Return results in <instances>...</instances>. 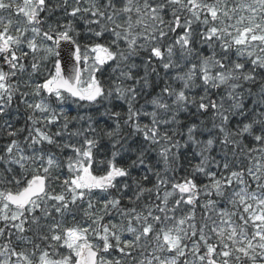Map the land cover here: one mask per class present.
<instances>
[{"label":"snow or ice","instance_id":"obj_1","mask_svg":"<svg viewBox=\"0 0 264 264\" xmlns=\"http://www.w3.org/2000/svg\"><path fill=\"white\" fill-rule=\"evenodd\" d=\"M57 11L71 19H57L44 30ZM76 20L87 29L83 56L74 39L81 35L74 31ZM62 41L75 46L71 70L62 64ZM177 47L181 63L173 59ZM0 60V134L9 140L0 145V237L7 232L32 247L30 253L18 251L9 240L0 248V264H264V0H233L231 6L229 0H0ZM183 64L186 71L179 70ZM111 65L106 87L97 73ZM172 70L175 76L168 75ZM17 97L32 113L26 129L16 128L11 116ZM53 98L58 106L71 98L79 105L76 115L55 111ZM118 102L126 113L114 110ZM209 113L211 127L180 119ZM56 123L55 134L44 130ZM123 128L127 135H121ZM65 134L68 142H58ZM105 137L110 158L100 152ZM73 138L82 144L71 143ZM45 145L74 153L62 181L54 174L61 163ZM192 146L199 149V163L161 198L159 190L175 179L168 173L182 167L181 150ZM153 153L156 164L146 165ZM123 154L130 159L121 166L117 157L123 161ZM94 166L103 174L95 175ZM138 166L156 177L151 188L141 182L148 175L131 177ZM196 173L208 182L198 184ZM127 179L131 184L117 188ZM153 191L160 203L144 201ZM96 193L100 199L94 201ZM174 194L179 198L170 208ZM182 207L188 211L177 218ZM67 216L81 219L65 227ZM125 233L130 238H122ZM110 250L119 257L105 258Z\"/></svg>","mask_w":264,"mask_h":264},{"label":"trees","instance_id":"obj_2","mask_svg":"<svg viewBox=\"0 0 264 264\" xmlns=\"http://www.w3.org/2000/svg\"><path fill=\"white\" fill-rule=\"evenodd\" d=\"M17 2H20L22 3V0H17ZM236 2H239V0H236ZM244 2L246 3H251L252 0H244ZM69 3L70 5L73 4V0H69ZM233 3V0H229V4L231 6V4ZM82 6H87L86 4L85 5H82ZM70 10V9H69ZM4 15H7V13H3ZM242 15H248L247 12H244V13H240ZM168 18V17H166ZM14 19H16L14 17ZM57 19L60 20L61 23H67V21L69 19H71L70 17H65L63 15L62 12L60 11H57L55 13L54 16H52L50 19H48V23L47 24H44L42 25L43 29L44 30H47L48 29V24H55V22L57 21ZM21 22H22V18H21ZM73 27H74V31L75 33H80L81 35H79L78 37L74 35V39L77 40V43H79L82 47H81V54H84V48H83V45H86L89 43V41L87 39L84 38V33L87 31L86 29V26L84 25L83 21H80V20H76V21H73ZM174 39V37H170V39L168 41H166V44L167 43H171L172 40ZM121 47H124V45H121ZM175 50H177V53H175L174 55V58L176 60V62L178 63V59H180V50L179 48L177 47ZM25 51H27V49H25ZM205 55L209 54V52L207 51V49H205V52H204ZM146 53L144 52H141V57H145L146 58ZM233 59H235V56H233ZM241 62H244V60L242 59ZM24 63L26 64V66L28 65L29 61L28 60H25ZM136 63H140L139 60L136 61ZM154 64H156L157 62L156 61H153ZM3 64V61L0 60V65ZM111 64V62H110ZM82 67L84 68V64H82ZM112 67H115V65H111V66H104L103 67V71L98 73L97 75V78L100 79L101 81L105 82V86L107 87L108 86V80H109V76H110V73H111V68ZM187 67H189V65L187 64H183L182 67L179 69L180 71H186L187 70ZM5 71H7V67L5 66ZM158 72L160 74V76L164 77L165 76V73H164V70L162 68H158ZM143 73L141 72V75ZM118 75V74H117ZM169 76H175L176 75V70H172L169 72L168 74ZM168 77H165V79H167ZM25 79H27V76H25ZM153 79H155V77H153ZM16 81L13 80L11 81V83H15ZM159 83L161 84V86L163 85V81H159ZM169 83H173V86L176 87V88H179L181 85H180V82L179 81H171L169 80ZM197 83L199 84V81H197ZM27 90V89H25ZM213 92L215 93L216 90H213ZM199 94H203V91L202 90H199ZM223 94V89L219 90V92L216 94V95H213V98L216 99L218 98V95H221ZM29 102H32L31 100ZM51 106L52 108L57 111V112H60L61 110L66 113L67 115L69 116H74L76 115L77 113V110L79 108V105L77 103H75L71 98L67 99L66 102L62 105V106H58L57 105V102L55 101V99L53 98L51 101ZM140 104H143L144 101L141 100L139 102ZM139 106V105H137ZM115 111H120L122 113H126L127 111V107L124 106V105H121L119 102L117 103L115 109ZM148 111H151V108L147 109ZM101 111H103V109H101ZM194 111V109H193ZM29 115H32L31 111L28 110L26 108V106L20 102L19 100V97H17L14 101H13V105H12V112H11V116L12 118H14L15 120V127L16 128H27V127H30L31 126V121L28 120V116ZM36 115L38 116L39 113L37 112ZM210 116H211V113H209L207 116H192V115H181L180 119L184 122V124H188L190 122H197L199 123L200 120H203L207 123L208 127H211V121H210ZM111 123V122H109ZM141 123H147V120H143L141 121ZM233 123H235V121H233ZM40 125H37V127H39ZM104 126V121L102 120L101 123H100V127H103ZM44 130L48 131L50 134H55L58 130H60V123H56L54 125H48ZM74 130V127L73 126H70L69 128V131H73ZM129 129L127 128H123L122 129V132H121V135H127ZM182 131L186 132V128L185 129H182ZM28 133H27V130H25L22 134L19 135L18 139L20 141H23V138L24 136H26ZM56 138V137H54ZM179 138V137H178ZM198 139H207V137H200L198 136L197 137ZM58 140V142H68L67 141V134H65V138H64V141H60V138H56ZM184 139H186V136L184 137ZM184 139H181V143L183 144L184 143ZM9 140L8 138L6 137V135H3V134H0V145H4L6 143H8ZM71 143H74L76 144L77 146H80L82 144V140L80 139H77V138H73V140L71 141ZM22 147H24L25 145L22 143L21 144ZM45 149L46 151H49L51 152L54 157L56 158L57 162L61 163V168L59 169L58 173H54V174H59L60 175V180L62 181L63 179H65L66 177L69 176V172H68V169L66 167V163H67V158L70 157V154H72L73 152L70 150V149H60L58 147H55V146H48V145H45ZM96 150H94L95 152ZM111 147H110V144L108 142V138L105 137L102 141H101V147H100V152L101 153H107V156L108 158L111 157ZM182 155L180 157V164L182 165L181 169L175 173H168V176L169 177H172L174 176L175 179L174 180V183L175 182H178L179 179L181 177H183L185 175V172L186 170L187 171H191L192 168L199 163V157L197 155H195V153H197L199 151V149H197L195 146H192V147H188L187 149H182ZM28 154H31L30 152ZM211 155H215V152H212ZM100 158H103V156H97V159H100ZM130 158L127 154H123V161H121V158L120 157H117V162L123 166V162L124 161H128ZM131 159H135V157H131ZM158 159V157L153 153L152 155H150L148 157V159L145 161V164H153L155 165L156 164V160ZM163 168V165L162 163L156 168L157 171H160L162 170ZM213 170L215 171V169L213 168ZM93 173L95 175H101L103 174L102 171L98 170L95 166L93 167ZM144 175H148L149 177V181L148 182H144V181H141L142 183H144V186L145 187H149L151 188L153 186V184L156 183V177L153 176L151 173H147L146 172V168L145 166H138L137 168L135 169H132L131 171V177L132 178H135L136 180H141V178L144 176ZM195 178L197 180V183L198 184H203V183H207L208 182V179L203 175V174H200V173H196L195 174ZM173 180H171V182L168 184V185H165L163 186L160 190H159V195L161 198H163V195H164V192L165 191H171V183L173 182ZM131 179H127V180H121L119 184H117V188H122L123 184L124 183H130L131 184ZM4 186L3 185H0V188H3ZM53 188H55V192L56 193H59L61 191V188H60V185L59 183H56L53 185ZM133 190H134V185H133ZM13 191H15V189H13ZM122 193L120 192H116V191H112L111 195L112 196H117L119 197ZM131 195V192H128L125 196H124V203L126 204L127 203V199H128V196ZM179 198L178 196H176L175 194L172 196V197H169V204L168 206L171 208L172 205L175 203V199ZM91 199H93L94 201L95 200H98L100 199V193H96L95 195H93L91 197ZM144 201L145 202H148V201H152V202H155V203H160V201L156 200V192L153 191L151 194H145V197H144ZM203 203V197L201 196V198L199 199V204L197 206V220L200 219V217L202 216V209L200 208V204ZM82 207L86 208L87 207V203L86 201L82 204ZM188 209L187 208H183L181 210H177L175 215L177 216V218L185 215L187 213ZM39 214V213H37ZM82 215V213H81ZM57 219H59V217H57ZM81 219L80 216H77L76 217V220L74 221L73 218L71 216H67L65 218V221H64V226L67 227V226H73L77 221H79ZM51 221H42L41 223L42 224H47V223H50ZM0 225H2L3 227V223L1 222ZM82 226H87L86 224L82 225ZM25 227H28V225H25ZM46 228L44 230V232L46 233ZM7 232L5 233L4 236L0 237V248H2L3 246V242L4 240L6 241V237H7ZM33 232L32 231H29L28 233H26V236L29 237V238H32L33 237ZM13 238L16 239V236L13 235L12 236ZM4 238V240H3ZM122 238H130V234H127L125 233L123 235ZM17 241V240H16ZM11 242L12 246L13 247H16L17 250H21V248H25L27 252H31L32 251V247L31 245H27V246H24V245H20L18 242ZM96 241L94 240L93 243H95ZM35 243H38L40 244L41 248H44L45 245L43 243H41L38 239L35 240ZM63 251L65 248H58L57 251ZM119 257V253L116 252L115 250H110V255L108 254H105V258L107 259H112V258H118Z\"/></svg>","mask_w":264,"mask_h":264},{"label":"water","instance_id":"obj_3","mask_svg":"<svg viewBox=\"0 0 264 264\" xmlns=\"http://www.w3.org/2000/svg\"><path fill=\"white\" fill-rule=\"evenodd\" d=\"M74 45H71L70 42H61V57H62V64L64 62H68L67 67L69 70L73 68V64L71 63L72 60H74V54L73 49ZM79 67L82 68L81 63L79 64Z\"/></svg>","mask_w":264,"mask_h":264},{"label":"rangeland","instance_id":"obj_4","mask_svg":"<svg viewBox=\"0 0 264 264\" xmlns=\"http://www.w3.org/2000/svg\"><path fill=\"white\" fill-rule=\"evenodd\" d=\"M50 43V42H49ZM175 53H177V50H175ZM88 55H89V61H88V63L89 64H91V62H92V57L94 56V54L93 53H91V52H89V53H87ZM82 56H83V54H82ZM174 58V57H173ZM178 59V63H181V61H180V59L179 58H177ZM175 60V59H174ZM82 64H84L83 62H81ZM85 66V65H84ZM97 75H98V73H97ZM87 77L85 76V79H86ZM70 156H74V153H72V154H70ZM172 183H174V180H173V182ZM1 223V222H0ZM0 227H2V225H0ZM6 241L4 240V238H3V240H4V242H3V245L5 244V243H8L9 242V240H11V242H15L16 241V239L15 238H13V237H11V238H9V236L7 235V237H6ZM94 241V240H93ZM92 241V242H93ZM17 242V241H16ZM12 244V243H11ZM3 247V246H2ZM59 252H61L63 255H67L68 254V250L65 248L63 251H61V249H60V251ZM13 259H15V258H13Z\"/></svg>","mask_w":264,"mask_h":264}]
</instances>
